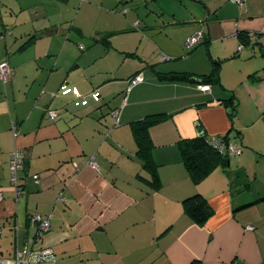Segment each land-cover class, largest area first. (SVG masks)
Segmentation results:
<instances>
[{
  "label": "crops",
  "instance_id": "obj_1",
  "mask_svg": "<svg viewBox=\"0 0 264 264\" xmlns=\"http://www.w3.org/2000/svg\"><path fill=\"white\" fill-rule=\"evenodd\" d=\"M197 32L207 43L187 49ZM239 32L257 39L242 44ZM2 61L13 72L0 81L6 259L31 246L41 216L51 229L29 249L53 254L34 264H264V0H0ZM216 63L219 80L202 91ZM152 115L158 186L131 127ZM200 134L243 152L196 183L179 142ZM14 149L25 158L19 198ZM195 194L214 209L203 224L183 205Z\"/></svg>",
  "mask_w": 264,
  "mask_h": 264
},
{
  "label": "trees",
  "instance_id": "obj_2",
  "mask_svg": "<svg viewBox=\"0 0 264 264\" xmlns=\"http://www.w3.org/2000/svg\"><path fill=\"white\" fill-rule=\"evenodd\" d=\"M237 35L241 37L242 44L248 43L251 40L254 41L253 37H256L257 39V35L255 34L239 32ZM201 43H207V39L204 40L203 38ZM199 44H197L196 46H198ZM219 70L220 64L216 63V67H214L212 74L204 78L205 84L202 85L212 84L218 81ZM169 77L170 78L168 79L170 80L185 81L191 79L184 74H175ZM164 79H167V77ZM223 103L230 110L231 118L234 117L237 105L233 103V96ZM158 121L159 118L152 115L131 123L133 134L138 146V155L142 159L143 167L150 171L152 175L151 183L154 186H158L160 184V181L157 174L156 164L154 163L152 158L153 142L150 136V129ZM220 139L228 142L230 141L228 139V136H223ZM179 146L183 162L190 176L196 183L200 182L202 179L208 176L218 166L226 164L230 159L229 156L220 154L219 152L214 150L208 144V139L202 134L198 135L195 138L181 140L179 142ZM183 205L185 207L186 213L197 224H203L214 214V209L202 194H195L191 197L186 198L183 201Z\"/></svg>",
  "mask_w": 264,
  "mask_h": 264
},
{
  "label": "built area",
  "instance_id": "obj_3",
  "mask_svg": "<svg viewBox=\"0 0 264 264\" xmlns=\"http://www.w3.org/2000/svg\"><path fill=\"white\" fill-rule=\"evenodd\" d=\"M233 3L237 5H243L246 0H231ZM204 35L201 32H197L193 36H191L187 42H186V48L191 49L197 44L201 43L203 40ZM254 40L256 37H253ZM81 48H83L81 46ZM243 49V46H239L238 51L240 52ZM167 59V58H164ZM12 69L7 61L0 62V81L4 84L9 82L12 76ZM145 81V78L143 74H137L129 79L128 85L125 91L124 96V102H126L128 98V94L130 91L136 86ZM199 88L202 91H208L209 86L206 85H200ZM49 117L51 120H56L58 115L55 111H49ZM114 116L116 118V124L119 123L118 114L114 113ZM13 135L15 138L18 137V127L13 124L12 125ZM208 144L217 152L220 154L229 156V157H235L238 155H241L243 152V148L234 144L233 142L224 141L223 139L216 138V139H208ZM24 154L21 149H14L13 152L10 154V184L12 189L16 193V197L19 198V196L23 193V185L21 184V176L20 173L23 171L24 166ZM91 164L94 167H97L96 164L91 161ZM36 179H38V176H35ZM5 198L4 191L2 190V187L0 186V201H2ZM36 226V234L35 237L31 238L29 244L31 245V248L33 249V246L39 242L44 234H46L51 229V222L48 218H42L41 216H33L30 218ZM250 230H252V227H249ZM53 254L52 249H41L38 252L34 253L33 250L29 249L28 247H25L24 249L17 250L16 254L11 259L6 258H0V264H34L33 256L35 257L36 262H42L45 261L47 257L51 256Z\"/></svg>",
  "mask_w": 264,
  "mask_h": 264
},
{
  "label": "rangeland",
  "instance_id": "obj_4",
  "mask_svg": "<svg viewBox=\"0 0 264 264\" xmlns=\"http://www.w3.org/2000/svg\"><path fill=\"white\" fill-rule=\"evenodd\" d=\"M250 48H253V47H250ZM236 64L237 63H231L230 65H227L226 66V68L227 69H230V70H232V68H234V67H236ZM36 233V228H35V231H34V234ZM4 239V238H3ZM1 243L0 244H2L3 243V241H0ZM1 246V245H0ZM30 246V245H29ZM31 247V246H30ZM30 247H28V248H30ZM8 256L6 255V254H1L0 253V258H7Z\"/></svg>",
  "mask_w": 264,
  "mask_h": 264
}]
</instances>
